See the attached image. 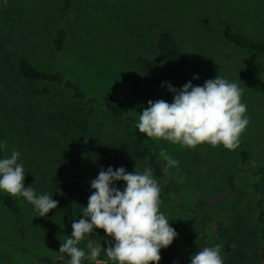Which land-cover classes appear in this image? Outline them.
I'll return each mask as SVG.
<instances>
[{
  "label": "rangeland",
  "instance_id": "1",
  "mask_svg": "<svg viewBox=\"0 0 264 264\" xmlns=\"http://www.w3.org/2000/svg\"><path fill=\"white\" fill-rule=\"evenodd\" d=\"M66 1L0 0V156L4 189L17 196L24 227L22 236L0 201V264H40L44 256L68 264L60 263V250L71 243L100 248L105 257L98 264L151 259L156 247L126 252L123 245L130 236L160 234V211L185 213L182 204L205 200L215 220L230 224L238 210H249V180L239 182L238 196L228 183L240 147L216 112L233 117L244 146L264 163V57L228 42L221 27L228 22L264 39V0H69L65 11ZM60 23L69 40L57 53L52 39ZM162 30L176 36L189 72L155 51ZM20 53L89 93L124 99L166 181L129 155L130 125L99 108L89 113L87 106L81 130L73 124L75 102L64 88L50 84L48 95L33 91L17 75ZM188 98H207L211 106L188 109ZM95 137L102 148L88 151ZM166 183L170 193L148 207ZM139 185L147 190L144 199ZM63 189L75 195L77 239L60 221L55 192ZM205 213L197 209V215ZM249 241L253 250L263 243ZM188 258L198 264L194 254Z\"/></svg>",
  "mask_w": 264,
  "mask_h": 264
},
{
  "label": "trees",
  "instance_id": "2",
  "mask_svg": "<svg viewBox=\"0 0 264 264\" xmlns=\"http://www.w3.org/2000/svg\"><path fill=\"white\" fill-rule=\"evenodd\" d=\"M69 0L66 1L65 11H68ZM223 37L230 43L252 51L264 57V39H253L239 29L233 28L228 22L221 27ZM69 31L65 23H60L52 39L53 49L62 53L67 47ZM0 46H4L0 39ZM155 51L164 59L170 61L174 66L184 72H189V63L181 50L176 36L168 30L159 31L154 41ZM17 75L27 81L31 89L37 93L48 95L52 93L50 84L64 88L75 102L71 105L73 124L81 130L87 127V117L83 110L88 106L89 113L97 108L103 110L110 117L120 121L121 124L131 126L129 141V155L134 161H139L147 167V171L155 178L166 181L164 167L155 150L147 143L146 134L140 120L130 111L126 101L115 94H92L85 91L79 84L67 78L61 71L52 68L40 69L36 67L25 54H18L16 61ZM38 82H43L38 86ZM188 109H196L211 106L207 98H188L184 102ZM218 120L226 124L235 133V139L240 147L239 165L228 177L230 188L239 194V182L247 178L250 182L252 199L247 209L238 210L232 217L230 224L225 220H215L211 209L205 200H199L194 205L181 211L168 212L162 210L158 213L160 234L145 236H130L123 245L126 252L156 247L153 257L133 258L130 260H111L110 264H193L186 256L194 254L198 264H264V163L255 160L248 149L244 146L242 138L236 133L233 117L228 113L216 112ZM101 139L98 137L90 139L86 149L94 146L100 150ZM139 196L146 198L145 186L137 187ZM171 186L166 183L163 191L148 204L153 208L155 204L163 201L165 194H169ZM59 204L60 221L64 231L71 234L74 239L78 236L76 199L73 192L59 190L55 192ZM0 201L9 211L14 225L20 234L24 235V227L21 223V206L17 196L4 189V168L0 156ZM206 212L197 215V209ZM249 211L253 215L251 219ZM191 212V213H190ZM260 238L257 248L250 249L248 242ZM237 241L234 247L231 244ZM64 259L60 263L68 264H98L104 259L100 248L84 249L76 243L66 245L60 250ZM55 261L44 256L40 264H54Z\"/></svg>",
  "mask_w": 264,
  "mask_h": 264
}]
</instances>
